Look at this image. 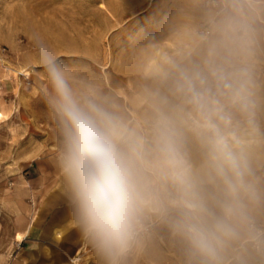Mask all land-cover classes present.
Segmentation results:
<instances>
[{
	"label": "clouds",
	"instance_id": "1",
	"mask_svg": "<svg viewBox=\"0 0 264 264\" xmlns=\"http://www.w3.org/2000/svg\"><path fill=\"white\" fill-rule=\"evenodd\" d=\"M262 14L264 0H213L197 59L173 65L182 104L154 101L147 127L78 92L62 58L37 41L75 222L102 264H125L153 219L181 242L187 264H264V183L252 160V59Z\"/></svg>",
	"mask_w": 264,
	"mask_h": 264
},
{
	"label": "rangeland",
	"instance_id": "2",
	"mask_svg": "<svg viewBox=\"0 0 264 264\" xmlns=\"http://www.w3.org/2000/svg\"><path fill=\"white\" fill-rule=\"evenodd\" d=\"M210 8L205 0H0V264L38 262L37 256L21 255L22 219L35 221L47 190L62 178L52 174L61 168L63 136L43 102L51 90L35 55L37 41L62 58L78 92L94 93L130 126L147 127L154 101L182 104L173 88V65L197 59L195 41L208 26ZM257 67L252 63V160L264 183V87L258 86ZM234 119L243 118L234 113ZM198 156L193 147V158ZM57 209L74 214L72 203ZM150 221L152 230L142 236L161 222ZM61 263L84 264V256H66Z\"/></svg>",
	"mask_w": 264,
	"mask_h": 264
},
{
	"label": "crops",
	"instance_id": "3",
	"mask_svg": "<svg viewBox=\"0 0 264 264\" xmlns=\"http://www.w3.org/2000/svg\"><path fill=\"white\" fill-rule=\"evenodd\" d=\"M255 29L254 48L260 49V55L253 56L252 63L258 66L257 74L262 81L258 86L264 87V14L257 18ZM59 169H52V174L60 172L61 183L55 184L50 190L44 188L47 192L35 221L25 217L22 219L24 241L21 243V255L23 259L37 256L36 264H62L64 257L78 255L84 256V264H102L87 237L76 225L75 215L69 217L57 209L58 206L72 203L70 184L62 169ZM164 224L161 221L151 233L141 237L139 244L127 256L125 264H182L179 242L170 231H164ZM31 262L32 258L29 264Z\"/></svg>",
	"mask_w": 264,
	"mask_h": 264
},
{
	"label": "built area",
	"instance_id": "4",
	"mask_svg": "<svg viewBox=\"0 0 264 264\" xmlns=\"http://www.w3.org/2000/svg\"><path fill=\"white\" fill-rule=\"evenodd\" d=\"M205 5L207 7H212L213 6V0H205ZM205 29H206V27H203L201 29V32L204 31ZM152 228H153V222L149 221L147 223L146 230H145V232L143 234L148 233L149 231L152 230Z\"/></svg>",
	"mask_w": 264,
	"mask_h": 264
},
{
	"label": "bare ground",
	"instance_id": "5",
	"mask_svg": "<svg viewBox=\"0 0 264 264\" xmlns=\"http://www.w3.org/2000/svg\"><path fill=\"white\" fill-rule=\"evenodd\" d=\"M102 4V3H101ZM102 5H104V4H102ZM104 7V6H103Z\"/></svg>",
	"mask_w": 264,
	"mask_h": 264
}]
</instances>
